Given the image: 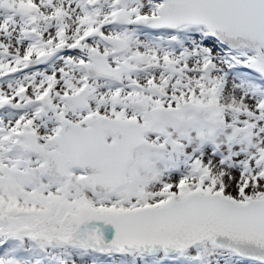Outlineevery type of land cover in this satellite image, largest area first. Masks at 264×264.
<instances>
[{"label":"snow or ice","instance_id":"1","mask_svg":"<svg viewBox=\"0 0 264 264\" xmlns=\"http://www.w3.org/2000/svg\"><path fill=\"white\" fill-rule=\"evenodd\" d=\"M0 264H264V0H0Z\"/></svg>","mask_w":264,"mask_h":264}]
</instances>
